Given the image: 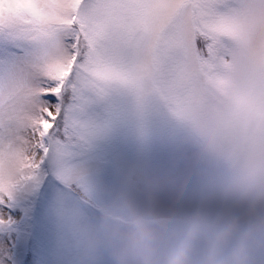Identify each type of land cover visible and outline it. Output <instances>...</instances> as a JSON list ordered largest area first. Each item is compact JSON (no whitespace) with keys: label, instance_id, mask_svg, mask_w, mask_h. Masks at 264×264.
<instances>
[{"label":"rangeland","instance_id":"rangeland-1","mask_svg":"<svg viewBox=\"0 0 264 264\" xmlns=\"http://www.w3.org/2000/svg\"><path fill=\"white\" fill-rule=\"evenodd\" d=\"M247 12V38L182 115L154 96L141 110L119 86L89 103L86 117L103 130L61 186L45 173L18 193L14 223L0 229L6 264H170L173 250L185 264H205L230 223L218 258L235 260L243 248L240 258L264 264V227L253 229L237 207L231 173L204 149L199 131L235 71L264 57V0H247Z\"/></svg>","mask_w":264,"mask_h":264},{"label":"snow or ice","instance_id":"snow-or-ice-1","mask_svg":"<svg viewBox=\"0 0 264 264\" xmlns=\"http://www.w3.org/2000/svg\"><path fill=\"white\" fill-rule=\"evenodd\" d=\"M248 33L247 0H0V229L22 189L45 173L61 186L101 133L94 98L119 86L180 116Z\"/></svg>","mask_w":264,"mask_h":264},{"label":"clouds","instance_id":"clouds-1","mask_svg":"<svg viewBox=\"0 0 264 264\" xmlns=\"http://www.w3.org/2000/svg\"><path fill=\"white\" fill-rule=\"evenodd\" d=\"M204 149L231 173V194L236 205L252 224L264 227V57L242 65L233 74L222 99L212 106L200 127ZM137 223L145 232L151 227ZM234 224L217 236L213 254L205 264H248L237 252V259L218 258V249L229 237ZM250 231L246 239H251ZM170 264H185L183 254L172 252Z\"/></svg>","mask_w":264,"mask_h":264},{"label":"trees","instance_id":"trees-1","mask_svg":"<svg viewBox=\"0 0 264 264\" xmlns=\"http://www.w3.org/2000/svg\"><path fill=\"white\" fill-rule=\"evenodd\" d=\"M221 63H222V62L218 63L219 66H222ZM217 68H218V65H217L216 67H214L213 69H217ZM154 235H155V236H154L153 238H154L155 240H158V241H159V240H160L159 238H162V236H161L159 233H158V234H154ZM139 239L144 240V238H142V237H140V236H139Z\"/></svg>","mask_w":264,"mask_h":264}]
</instances>
